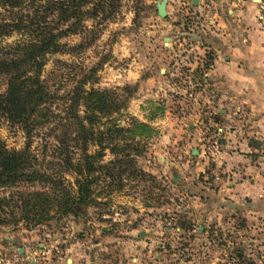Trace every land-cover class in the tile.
Returning a JSON list of instances; mask_svg holds the SVG:
<instances>
[{"label":"rangeland","instance_id":"rangeland-1","mask_svg":"<svg viewBox=\"0 0 264 264\" xmlns=\"http://www.w3.org/2000/svg\"><path fill=\"white\" fill-rule=\"evenodd\" d=\"M159 1L122 0L114 19L93 33L62 40L75 47L85 38L84 49L50 56L43 71L51 91L62 97L83 71L97 68L96 81L87 87L115 91L128 100L127 108L110 120L122 128H129L132 118L147 126L133 138L140 151L131 153L135 169L105 179L102 195L94 198L85 216L1 227L0 264H264V220L226 219L200 230L205 225L192 216L201 207L192 199L189 184L213 187L215 175L221 181L227 140L219 132L223 126L213 121L217 110L206 103L213 99L204 78L212 54L192 52L187 58L186 48L171 46L185 32L177 27L181 15L177 13L176 31H170L165 26H174L173 21L156 12ZM188 2L182 1L178 10ZM126 87L128 92L123 91ZM5 88L0 78V93ZM62 104L56 101L55 112ZM43 133L34 134L31 151L47 157L53 140ZM0 139L9 150H21L27 142L21 129L6 122L1 123ZM256 147L264 157V146ZM112 159L107 151L104 163Z\"/></svg>","mask_w":264,"mask_h":264},{"label":"trees","instance_id":"trees-1","mask_svg":"<svg viewBox=\"0 0 264 264\" xmlns=\"http://www.w3.org/2000/svg\"><path fill=\"white\" fill-rule=\"evenodd\" d=\"M121 7L122 0H0V78L6 87L0 93V126L17 127L27 139L21 150H9L0 139V228L85 216L102 195L105 179L135 169L131 153L140 151L133 138L148 128L133 118L129 128L110 120L128 100L115 91L87 87L96 81L97 68L83 71L62 97L43 78L50 56L86 47L85 38L75 47L63 39L93 33ZM14 36L15 42L3 44ZM57 100L63 102L59 112L53 109ZM40 130L53 140L47 157L31 151ZM107 151L113 159L104 163Z\"/></svg>","mask_w":264,"mask_h":264},{"label":"crops","instance_id":"crops-1","mask_svg":"<svg viewBox=\"0 0 264 264\" xmlns=\"http://www.w3.org/2000/svg\"><path fill=\"white\" fill-rule=\"evenodd\" d=\"M182 1L167 2V17L173 24ZM187 1L200 13L207 3L198 0L194 6L193 0ZM214 1L209 19H200L186 28L180 40L170 43L186 48L187 58L192 52L212 54V66L204 78L211 84L213 99L206 103L217 110L213 121L223 126L227 140L222 148L221 181L213 187L195 182L188 187L201 207L192 215L205 225L200 230L226 219L264 220V157L256 149V145L264 146V0H244L238 7L230 0ZM176 26L165 27L174 32Z\"/></svg>","mask_w":264,"mask_h":264},{"label":"built area","instance_id":"built-area-1","mask_svg":"<svg viewBox=\"0 0 264 264\" xmlns=\"http://www.w3.org/2000/svg\"><path fill=\"white\" fill-rule=\"evenodd\" d=\"M233 6L238 7L244 0H230ZM206 6L204 10L200 12H196L194 10V7L190 2L188 4L183 3L182 10H178V14L181 15V19L178 24V29H182L183 31H186V28H191L192 25L197 23L200 19L206 20L209 19L211 16V13L213 12V7L215 4L214 0H206ZM221 132V130H219ZM214 153L219 155L220 154V146H217V143H215L214 147ZM215 180L217 182L220 181V176L215 175Z\"/></svg>","mask_w":264,"mask_h":264},{"label":"water","instance_id":"water-1","mask_svg":"<svg viewBox=\"0 0 264 264\" xmlns=\"http://www.w3.org/2000/svg\"><path fill=\"white\" fill-rule=\"evenodd\" d=\"M167 2L168 0H161L159 2L156 3V12L158 14V16L161 18V19H166L167 17V12H166V5H167ZM193 5L194 6H197L198 5V0H193ZM196 152L193 151V155L195 154ZM175 179H177V177L175 176ZM142 236V234H141Z\"/></svg>","mask_w":264,"mask_h":264}]
</instances>
